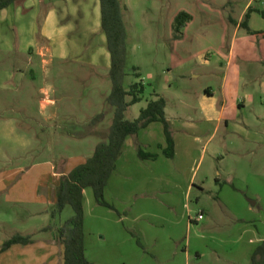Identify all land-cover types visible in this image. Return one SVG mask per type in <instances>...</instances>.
<instances>
[{
	"label": "crops",
	"instance_id": "crops-1",
	"mask_svg": "<svg viewBox=\"0 0 264 264\" xmlns=\"http://www.w3.org/2000/svg\"><path fill=\"white\" fill-rule=\"evenodd\" d=\"M255 3V0H250L242 12L237 23L239 32L245 28L242 25L251 8L253 12L245 29L250 30L252 35L264 33V11ZM190 17L187 26L192 21ZM99 34L100 43H97ZM215 38L212 39L219 41V37ZM99 45L102 49H99ZM0 50L11 54L12 66L19 73V77L15 74V78L9 77L0 83V107L12 113L16 112L14 107H24L20 114L23 122L2 114L0 108V135L23 138L25 143L27 134L23 131L32 129L30 123L34 118L26 109L29 100L18 98L16 94L24 87L21 80L27 70L34 72V66L47 70L56 63L67 62L76 63L79 68L96 70L103 67L109 71L111 68V56L101 29L98 0H27L0 11ZM202 62L210 64L211 57H203ZM190 64H198V61L190 59L178 67L175 75L185 80V69ZM179 89L185 94L189 92L186 83L180 84ZM221 90L225 95L224 87ZM40 95V116L46 125L69 113V107L59 104L62 99L55 87L41 88ZM176 107L177 113L173 118H169L166 107L167 119L175 131L174 159H168L163 154L167 149L164 126L153 123L139 136L144 151L158 155V158L140 160L134 140L128 138L125 151L105 190L107 202L116 211L98 206L89 189L84 191L85 247L90 264H200L208 256L220 260L219 255L224 254L229 242L226 239L229 238L244 246L240 253L251 261L256 249L264 242V234H257L253 229V218H247L250 217L248 212H253L250 207H244L247 216L241 213L237 214L235 220L233 217L230 219L233 224L230 232L209 230L204 225L208 211L204 208L195 214L193 210L194 194L197 195V203H201L208 193L207 182L211 178L217 184L221 182L216 178L215 171L222 162L226 142L218 136L224 124L229 127L230 118L233 117L228 113V102L218 100L215 92L209 88L199 107L192 106L186 98H180ZM243 107V101L234 105L236 116ZM178 120L183 121L179 126ZM22 123H26V126ZM42 128L40 125V130ZM90 133L104 138L109 132L98 131L95 126ZM45 148L40 152L49 150ZM207 157L210 163L201 177L200 172ZM48 165L35 163L27 170L19 167L0 174V209L2 204L30 208L27 217L0 212V251L4 243L14 236H29L33 240L30 245H15L0 252V264H64V246L57 234L59 225L55 223V226L52 222L55 220L52 211L61 177L75 168L52 165L49 171L45 168ZM223 207L227 208L225 205ZM224 213L228 217L232 215V211ZM39 217L42 220L39 225L35 224L38 225L35 232L33 229L30 231L29 227H24L26 232L16 233L7 228L19 219H30L29 222L37 223ZM240 221L244 223L238 224ZM35 235L41 237L37 239ZM242 259L237 258L239 261Z\"/></svg>",
	"mask_w": 264,
	"mask_h": 264
},
{
	"label": "rangeland",
	"instance_id": "rangeland-1",
	"mask_svg": "<svg viewBox=\"0 0 264 264\" xmlns=\"http://www.w3.org/2000/svg\"><path fill=\"white\" fill-rule=\"evenodd\" d=\"M121 2L127 8L125 21L128 31V76L125 86L130 90L131 85L142 82L145 87L143 101L130 108L127 119L133 121L140 110L154 100L156 93L158 98L166 100L169 118L177 113L176 104L180 98H186L197 108L209 88L215 92L218 100L225 99L229 106L228 113L233 117L230 118L229 127L224 124L218 136L226 142L222 162L215 171L216 178L221 179V182L217 184L214 178L207 182L208 193L203 196L201 203H197V195L194 194L193 210L195 214L204 208L208 211L204 225L209 230L230 232L233 225L230 219L233 217L235 220L237 214L245 213L244 207H250L253 212H248L250 217L247 218H253V229L257 234H264V33L252 35L245 28H241L240 32L237 30L240 16L250 0ZM255 2L264 11V0ZM182 12L192 16V21L188 26L189 21L186 23V30L185 26L177 34L176 18ZM100 36H97V43H100ZM215 37H219V41L212 39ZM9 55L11 54L0 50V83L9 77L15 78V74L19 77ZM203 57H211V63L202 62ZM190 59L198 61V64L187 65V78L182 80L175 74L178 67L185 65ZM32 68L34 72L32 69L25 72L24 79L21 80L24 81V87L16 94L18 98L29 100L26 109L34 118L30 123L32 129L23 131L27 134L26 143L23 138L0 135V174L9 173L19 167L27 170L35 163H49L48 167L44 166L49 171L52 165L76 168L94 153L96 145L103 140L100 136L91 134V130L96 126L98 131L108 133L113 124L114 108L107 102L112 90L109 70L103 67L96 70L90 67L79 68L72 62L56 63L47 70L35 66ZM182 83L189 87L188 94L180 91L179 85ZM48 86L56 88L59 98L62 99L59 104L69 107V113L46 125L41 120L39 100L40 89ZM238 101H243L244 107L239 116H236L233 107ZM0 108L7 117L13 116L22 121L20 114L23 106L14 107L15 113ZM99 115H103V119L93 125L94 118ZM182 122L178 120V126ZM22 125L26 126V123ZM40 125L43 126L42 130ZM173 133L175 135L174 130ZM44 147L49 150L40 152ZM215 162L217 164L216 160ZM209 163L207 157L200 172L201 177L205 175ZM89 191L94 197L93 191ZM252 203L257 206L253 208ZM223 205L229 212L232 211L233 216L230 214L228 217L224 213L227 210ZM16 207L2 204L0 212L28 216L29 207ZM73 215L72 208L68 207L61 217L52 222L55 226L57 224L62 227L65 220ZM21 220L7 228L16 233L26 232L24 227H29L30 231L33 229L35 232L42 219L39 217L37 223L29 222L30 219ZM243 223L240 221L238 224ZM261 228L263 230L259 231ZM35 237L38 239L41 236ZM42 237L45 238V235ZM226 240L229 242L224 254L219 255L220 260L208 256L200 264H252L250 259L240 253L243 245L236 244L235 239ZM251 248L254 246L251 245ZM237 258L243 259L239 261Z\"/></svg>",
	"mask_w": 264,
	"mask_h": 264
},
{
	"label": "trees",
	"instance_id": "trees-1",
	"mask_svg": "<svg viewBox=\"0 0 264 264\" xmlns=\"http://www.w3.org/2000/svg\"><path fill=\"white\" fill-rule=\"evenodd\" d=\"M27 0H0V11L11 6L24 3ZM101 12V29L106 37L107 50L111 56L110 78L112 81L111 94L107 99L108 104L114 108V120L106 137L96 147L92 157L83 164L73 169L69 174H64L56 189L55 208L52 218L61 217L66 208L71 207L74 215L65 220L64 225L57 230L64 246V264H90L86 256L85 247V210L84 191L91 189L98 206L116 211L105 198V190L116 171L117 162L125 151L128 138L134 140L138 157L142 161L156 160L158 155L146 153L140 143V133L153 123L164 126L167 149L164 156L168 159L175 158V140L172 126L167 119V102L163 98L151 100L146 108L142 109L136 120H128L126 115L132 106L143 101L145 87L142 82L131 85L126 89L125 82L128 60V31L125 21L127 8L121 0H99ZM253 9H249L246 22L242 25L247 28V20ZM264 15V12L262 13ZM190 15L182 12L176 18V32L181 30L190 20ZM140 76H138L139 78ZM103 115L97 116L92 124H98ZM31 237L14 236L6 241L0 252H5L15 245H30ZM252 264H264V242L256 249L252 256Z\"/></svg>",
	"mask_w": 264,
	"mask_h": 264
},
{
	"label": "built area",
	"instance_id": "built-area-1",
	"mask_svg": "<svg viewBox=\"0 0 264 264\" xmlns=\"http://www.w3.org/2000/svg\"><path fill=\"white\" fill-rule=\"evenodd\" d=\"M200 219H203V217H200Z\"/></svg>",
	"mask_w": 264,
	"mask_h": 264
},
{
	"label": "water",
	"instance_id": "water-1",
	"mask_svg": "<svg viewBox=\"0 0 264 264\" xmlns=\"http://www.w3.org/2000/svg\"><path fill=\"white\" fill-rule=\"evenodd\" d=\"M252 204H254V203H252Z\"/></svg>",
	"mask_w": 264,
	"mask_h": 264
}]
</instances>
